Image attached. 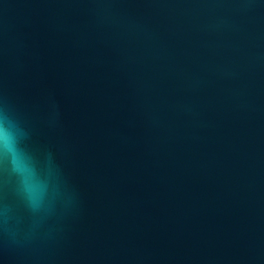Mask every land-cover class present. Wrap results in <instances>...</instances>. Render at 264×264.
Returning a JSON list of instances; mask_svg holds the SVG:
<instances>
[{"label": "water", "instance_id": "1", "mask_svg": "<svg viewBox=\"0 0 264 264\" xmlns=\"http://www.w3.org/2000/svg\"><path fill=\"white\" fill-rule=\"evenodd\" d=\"M0 264H264V0H0Z\"/></svg>", "mask_w": 264, "mask_h": 264}]
</instances>
